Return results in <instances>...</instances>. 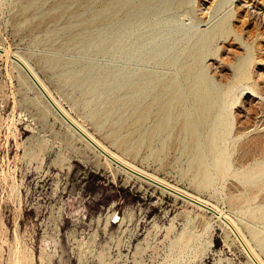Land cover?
Here are the masks:
<instances>
[{
  "label": "rangeland",
  "instance_id": "1",
  "mask_svg": "<svg viewBox=\"0 0 264 264\" xmlns=\"http://www.w3.org/2000/svg\"><path fill=\"white\" fill-rule=\"evenodd\" d=\"M130 1L141 20L124 11L99 18L112 0H0V264H251L217 212L236 223L264 262V0H187L180 7L175 0ZM223 18L225 31L190 74L193 80L203 70L217 92L198 129L203 145L210 132L216 143L215 156L204 148L205 184L195 149L176 128L144 139L153 117L135 123L132 83L110 69L180 74L195 35ZM3 50L24 60L97 142L212 210L107 162ZM143 91L140 101H153L154 112L159 89Z\"/></svg>",
  "mask_w": 264,
  "mask_h": 264
},
{
  "label": "bare ground",
  "instance_id": "2",
  "mask_svg": "<svg viewBox=\"0 0 264 264\" xmlns=\"http://www.w3.org/2000/svg\"><path fill=\"white\" fill-rule=\"evenodd\" d=\"M186 1L187 0H175V6L180 7ZM139 2L140 5H142L149 2V0H139ZM246 6H248V4ZM158 7H160V10H165L167 6L163 3H160ZM135 9V6L130 0H112L109 12L106 13L104 16H99V18L113 20L114 18L118 17L122 11H124V14L129 19L135 18V20L137 21L141 20V14H143L142 11L138 13V11H136ZM57 16L58 14L53 15L52 18H56ZM226 23L227 19L223 18L207 33H200L195 35L194 47L191 52L186 54L185 62L180 67V74L156 69L147 70L144 67L129 68L126 66L120 68L111 67L110 69V75H112V77L113 75L114 77L118 75L125 79V81L132 83L130 89L132 94L131 101L136 104L135 123L138 126H145L149 118L153 117V121L149 124V126L144 127V139L146 141L151 142L153 139L167 135L169 136V134H171V132L173 131V128H176L178 133L182 134L184 139L186 140L185 147L195 149L193 163L197 167L199 175H203L202 182L205 184H207V180H209L210 168L206 164L204 148H208L215 156L217 153L215 151L216 143L212 136V132H210L204 137L205 142L203 145V142L201 141L198 134V129L205 125L208 116L211 115V113L213 112V104H215V96L217 92L216 88L210 85L209 80L203 73V70L198 69L197 75L193 80H190V74L192 73L191 71L193 67H198L200 65L201 60L203 58L205 46L213 42L219 34L225 31ZM91 24L92 23L90 22L88 25L90 26ZM122 24L124 23L121 21V25ZM3 52L6 56H10L15 60L14 63H16V65L24 72L25 75L26 73L24 70H26L33 77V79L44 92V94L47 96V98H45L41 94V92L37 89V87H35V85L31 81L29 76L26 75V77L31 81L36 91L53 109L57 116H59L62 120L66 121L68 123L66 125L74 132H76L82 139H84L87 144L90 145L94 150L99 152L100 155H102L107 162H114L116 163L115 165H118L124 171L131 172L133 175H139L142 177V179L144 178L150 183L152 182L153 184L157 185V187H160L166 192L176 193L181 197L197 204L201 208H207L212 210L207 206L206 202L190 194H187L178 188L167 185L158 179L150 177L143 171L126 163L121 158L117 157L114 153L109 151L102 144L97 142L91 135H89L82 127H80L63 111V109L57 104V102H55L49 92L41 84V82L36 78L32 68L24 60H22L14 53L9 54L7 50H3ZM174 60L175 59L172 56H169V58L167 57L164 63L166 65H169L172 64ZM117 67H119V65ZM181 79L184 81L180 82ZM145 88H158L160 91L159 99L156 100L158 108L154 112H152L153 101L149 102L145 99L140 101V98L143 97V94L145 93V91H143ZM187 99H189L192 104L189 109H187L186 104H184ZM125 141L126 140L122 138L121 143L119 144H122ZM138 146V143L133 145L135 149ZM219 155L222 156V154ZM220 164V160H218L215 163L214 168L218 170ZM217 213L218 218L220 217L223 219L224 222H222L224 223V225L227 226V228H229V230L234 233V236H236L238 241L244 247H247L249 251L245 252H247L251 264H264L259 254H257L255 249L250 246V243L244 237L241 230L237 227L236 223L232 221L227 216V214L225 215L222 212ZM251 232L253 234V237L258 240L259 245H261L260 241L262 239H260L259 237V232L256 230ZM242 249L244 250V248Z\"/></svg>",
  "mask_w": 264,
  "mask_h": 264
},
{
  "label": "water",
  "instance_id": "3",
  "mask_svg": "<svg viewBox=\"0 0 264 264\" xmlns=\"http://www.w3.org/2000/svg\"><path fill=\"white\" fill-rule=\"evenodd\" d=\"M22 67V66H21ZM23 70H24V68H23ZM25 71V73H26V75L27 76H29V78L31 79V81L33 82V84L35 85V87H37V89L41 92V94L45 97V98H47V96L44 94V92L41 90V88L37 85V83L35 82V80L33 79V77L26 71V70H24ZM68 124V123H67ZM114 163V162H113ZM116 164V163H115ZM136 176H139V175H136ZM139 177H141V176H139ZM142 178V177H141ZM173 194H176V193H173ZM176 195H178V194H176ZM178 196H180V195H178ZM181 197V196H180ZM183 198V197H182Z\"/></svg>",
  "mask_w": 264,
  "mask_h": 264
}]
</instances>
